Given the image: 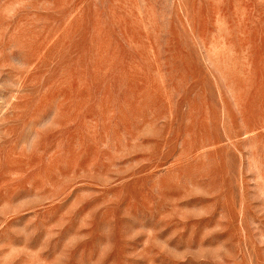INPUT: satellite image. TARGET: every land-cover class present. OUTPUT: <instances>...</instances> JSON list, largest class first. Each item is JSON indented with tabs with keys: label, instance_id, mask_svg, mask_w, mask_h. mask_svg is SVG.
I'll use <instances>...</instances> for the list:
<instances>
[{
	"label": "rangeland",
	"instance_id": "obj_1",
	"mask_svg": "<svg viewBox=\"0 0 264 264\" xmlns=\"http://www.w3.org/2000/svg\"><path fill=\"white\" fill-rule=\"evenodd\" d=\"M0 264H264V0H0Z\"/></svg>",
	"mask_w": 264,
	"mask_h": 264
}]
</instances>
